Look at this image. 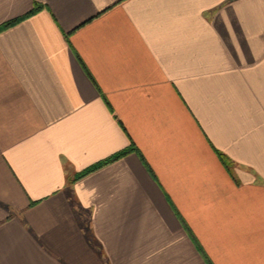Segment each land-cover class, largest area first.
Returning <instances> with one entry per match:
<instances>
[{
    "label": "crops",
    "instance_id": "1",
    "mask_svg": "<svg viewBox=\"0 0 264 264\" xmlns=\"http://www.w3.org/2000/svg\"><path fill=\"white\" fill-rule=\"evenodd\" d=\"M0 264H264V0H0Z\"/></svg>",
    "mask_w": 264,
    "mask_h": 264
},
{
    "label": "trees",
    "instance_id": "2",
    "mask_svg": "<svg viewBox=\"0 0 264 264\" xmlns=\"http://www.w3.org/2000/svg\"><path fill=\"white\" fill-rule=\"evenodd\" d=\"M36 6H37V5H35V8L33 9V11H32L30 14H32V13H34V12L36 11V9H37ZM19 20H20V19H17V20L12 21L11 23H7L6 25H4V27H7V26L11 25L12 23H15V22H17V21H19ZM130 148L133 149V147H130ZM126 152H127V151H122V152H120V153H117L116 155L110 157L109 159H107V160H105V161H102L100 164H97V165H95L94 167H91L90 169L84 171V172L81 173L78 177L84 176V175L88 174L89 172H91V171H93V170L99 168L100 166H102V165H104V164H107V163H109V162H111V161H113V160H115V159H118L119 157H121L122 155H124Z\"/></svg>",
    "mask_w": 264,
    "mask_h": 264
}]
</instances>
